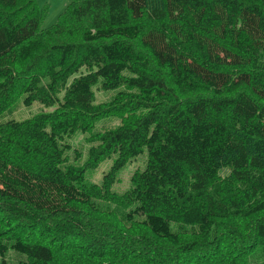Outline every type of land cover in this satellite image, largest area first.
Listing matches in <instances>:
<instances>
[{"label":"trees","instance_id":"16d2710c","mask_svg":"<svg viewBox=\"0 0 264 264\" xmlns=\"http://www.w3.org/2000/svg\"><path fill=\"white\" fill-rule=\"evenodd\" d=\"M45 9L0 0V115L15 87L24 106L45 109L0 124V264L9 252L22 258L15 264H52L55 250L92 229L88 214L113 201L119 174L140 156L121 223L147 237L121 244L103 235L123 261L144 252L145 264L167 263L144 250L152 239L194 252L174 227L196 228L214 248L220 219L254 218L253 234L237 233L234 247L250 238L264 250L256 218L264 213V0H71L43 31ZM95 89L116 93L95 104ZM100 118L121 123L98 131ZM76 133L96 141L82 166L67 157ZM111 158L101 184L87 182L86 171ZM221 170L247 188L215 200L209 189ZM99 244L92 238L76 257L64 254L71 264L101 261ZM235 250L222 264L241 262Z\"/></svg>","mask_w":264,"mask_h":264},{"label":"rangeland","instance_id":"374dc122","mask_svg":"<svg viewBox=\"0 0 264 264\" xmlns=\"http://www.w3.org/2000/svg\"><path fill=\"white\" fill-rule=\"evenodd\" d=\"M37 5L42 10L46 8L44 11V15L41 21L40 29L47 30L52 27L60 18V16L64 13L65 8L70 3L71 0H36ZM23 7V2L21 1L19 7ZM22 15V13H21ZM143 23V22H142ZM83 26V25H82ZM116 91H99L95 89V104H105L109 102ZM9 99L11 104L9 107L0 115V124L5 123L10 120L16 121H25L30 119L32 116L36 115L40 111H45L44 108L40 106L38 103H33L31 106L23 105V94L20 92L19 87H15V89L9 93ZM54 109H49L50 112H54ZM121 123L120 119H103L100 118L95 121L96 128L98 131L104 130L107 128H113L118 126ZM93 137L87 134L76 133L72 137L66 140L67 144L70 146V150L67 152L68 160L71 164L75 166L85 165L87 162V152L90 147L96 144V141H92ZM114 158V157H113ZM113 158L109 160L102 161L99 166L94 170H87L85 173L87 182L91 184L100 185L103 175L110 168ZM145 157L140 156L131 164H128L124 170L119 174V181L113 186L112 190L116 193V196L113 198V201H102L95 205V212L89 213V223L91 224V228L87 231L86 236L79 238V240L75 239L77 242L76 245L72 243L71 247L66 249L65 251L55 250V260L52 264H71L68 259L72 257H76L79 254V250L82 251L83 247L86 245H90L92 243V238L97 239L102 243V246L97 249L98 253L102 257V260L99 261V258H95L91 256L90 258L84 257L78 264H145L142 261L147 262L148 254L140 252L136 255L138 260H127V257H123L120 253L115 254V247L109 245L107 242H104V236H107L111 239L112 235L105 232H110L115 234L116 237L123 244L124 240L127 242L133 241L135 236L140 237V233H143V237H147L146 233L141 229L131 230L129 226H125L123 223V214L126 210H128V206L124 200V194L129 187V179L134 170L141 169L144 166ZM219 180L209 189L210 195L215 200H221L229 195H234L240 190H245L247 187L244 186L242 182H234L230 178L229 171L221 170L219 172ZM256 218H261L264 220V213L259 214ZM254 218L244 219L237 218L236 220H218V226H215L211 234L209 235V241L219 240L218 244L213 248L211 244L203 241L201 235L197 234L196 228L190 227H172L174 232L179 234V241L184 244H194L195 251L186 254L185 252L171 246L170 244L157 239L150 240L151 247L149 249L145 248L146 252H150L151 249H155V253L157 256L162 258L167 257L165 264H176V262L180 259L179 264H207L211 257L214 255L217 259L214 261L215 264H222V260L224 258H229V253H232L236 247L235 241L236 237L239 239V236H236L237 233H242L244 235H251L253 231L252 223ZM122 221V223H121ZM92 222V223H91ZM94 230H98L95 232ZM103 230V231H102ZM102 231V234H101ZM25 232V231H24ZM28 233V231H26ZM196 233L195 236H193ZM32 238L36 240L35 237L41 239L40 242H48L50 241V237L44 235L39 237V233L31 232ZM253 234V233H252ZM13 235V234H12ZM11 235V236H12ZM39 241V240H38ZM99 244V245H100ZM218 246L220 247L218 251ZM54 247V246H53ZM58 244H55V249H58ZM77 248L73 251L74 248ZM79 247V249H78ZM81 247V248H80ZM97 248V247H95ZM139 247H137L138 249ZM236 253L240 252L241 262L238 260L237 264H264V250L259 249L256 246V241L254 239H247V241L240 244L236 250ZM72 254L71 256H66L65 254ZM112 253L114 255L112 256ZM117 255L118 260H115L113 257ZM112 256L111 258H108ZM171 257H174L172 260ZM113 258V259H112ZM19 256L14 254L13 252H9L7 255V264H15L17 260H20ZM165 259V258H164ZM96 261H99L96 263ZM155 261L158 262V260ZM194 263H191V262ZM160 261L159 258V262ZM229 263V262H228Z\"/></svg>","mask_w":264,"mask_h":264}]
</instances>
